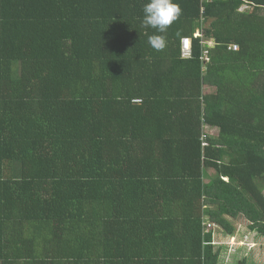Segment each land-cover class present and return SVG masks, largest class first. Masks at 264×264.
I'll list each match as a JSON object with an SVG mask.
<instances>
[{
  "label": "trees",
  "instance_id": "1",
  "mask_svg": "<svg viewBox=\"0 0 264 264\" xmlns=\"http://www.w3.org/2000/svg\"><path fill=\"white\" fill-rule=\"evenodd\" d=\"M148 2L0 0V264H220L226 215L264 235V0H173L165 33Z\"/></svg>",
  "mask_w": 264,
  "mask_h": 264
},
{
  "label": "rangeland",
  "instance_id": "2",
  "mask_svg": "<svg viewBox=\"0 0 264 264\" xmlns=\"http://www.w3.org/2000/svg\"><path fill=\"white\" fill-rule=\"evenodd\" d=\"M209 45L214 46L215 44L214 42H210ZM205 92L210 93L211 91H208L206 88ZM204 134L208 137H217L219 132L217 129L205 128ZM208 175L209 178H212L210 173H208ZM209 178L206 179L208 180ZM231 223H233L237 234L235 232L236 235L225 242L226 248L221 250L219 257L220 264H237V257L243 254L247 259H251L252 264H264V235H256L257 231L249 227L248 223L241 217L238 218L237 216L233 219V221H231ZM206 231L209 232L210 229L208 228ZM221 231L223 230H219L218 228L213 231L216 243H218L217 237L219 236V233H221V235L224 234ZM250 239L253 243L247 242V240L250 241Z\"/></svg>",
  "mask_w": 264,
  "mask_h": 264
},
{
  "label": "clouds",
  "instance_id": "3",
  "mask_svg": "<svg viewBox=\"0 0 264 264\" xmlns=\"http://www.w3.org/2000/svg\"><path fill=\"white\" fill-rule=\"evenodd\" d=\"M180 12L179 5L173 0H149L143 7L142 27H150L158 33H165L178 18ZM148 43L154 49L161 50L165 47V38L163 35H151L148 37Z\"/></svg>",
  "mask_w": 264,
  "mask_h": 264
},
{
  "label": "built area",
  "instance_id": "4",
  "mask_svg": "<svg viewBox=\"0 0 264 264\" xmlns=\"http://www.w3.org/2000/svg\"><path fill=\"white\" fill-rule=\"evenodd\" d=\"M196 36H200V34H197ZM181 47H182V55L184 57H190L192 54V40L191 38H183L181 40ZM229 50H234L237 51L239 49L238 45L236 44H230L228 46ZM208 53L205 52V58L206 60H208ZM203 142H204V147L208 146V144L206 143V138L203 137Z\"/></svg>",
  "mask_w": 264,
  "mask_h": 264
},
{
  "label": "crops",
  "instance_id": "5",
  "mask_svg": "<svg viewBox=\"0 0 264 264\" xmlns=\"http://www.w3.org/2000/svg\"><path fill=\"white\" fill-rule=\"evenodd\" d=\"M212 176V175H211ZM208 178H209V175H208ZM226 217L230 220V222L231 221H233V219L235 218V217H233V216H230V215H226ZM238 218H239V216H238ZM207 232V231H206ZM223 233H225L224 231H222ZM236 232V231H235ZM236 234H237V232H236ZM236 234H234L233 236H231L230 238H233ZM215 236V235H214ZM229 238V239H230ZM228 239H225V240H223L222 242H220V244H223L224 246H225V248H226V245H225V242L227 241ZM247 242H250V243H253L252 242V240L250 239V241L249 240H247ZM239 253H240V251H239ZM237 262L239 261V260H242V259H246L247 260V262H248V264H252L251 263V259L250 258H246V256L243 254V255H241V256H238L237 257Z\"/></svg>",
  "mask_w": 264,
  "mask_h": 264
}]
</instances>
